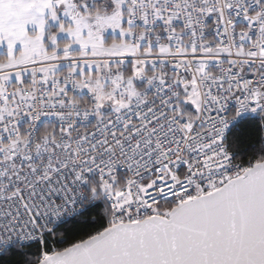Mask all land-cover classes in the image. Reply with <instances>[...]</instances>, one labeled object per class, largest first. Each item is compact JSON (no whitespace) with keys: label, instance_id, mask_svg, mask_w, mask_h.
<instances>
[{"label":"snow or ice","instance_id":"snow-or-ice-1","mask_svg":"<svg viewBox=\"0 0 264 264\" xmlns=\"http://www.w3.org/2000/svg\"><path fill=\"white\" fill-rule=\"evenodd\" d=\"M264 264V0H0V259Z\"/></svg>","mask_w":264,"mask_h":264},{"label":"trees","instance_id":"trees-1","mask_svg":"<svg viewBox=\"0 0 264 264\" xmlns=\"http://www.w3.org/2000/svg\"><path fill=\"white\" fill-rule=\"evenodd\" d=\"M10 257H4L2 259H0V264H10Z\"/></svg>","mask_w":264,"mask_h":264}]
</instances>
